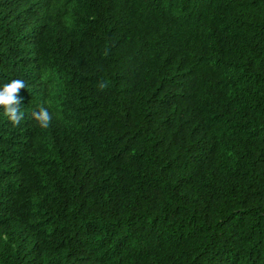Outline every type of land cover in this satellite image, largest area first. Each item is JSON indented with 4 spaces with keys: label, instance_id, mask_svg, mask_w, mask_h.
Wrapping results in <instances>:
<instances>
[{
    "label": "trees",
    "instance_id": "1",
    "mask_svg": "<svg viewBox=\"0 0 264 264\" xmlns=\"http://www.w3.org/2000/svg\"><path fill=\"white\" fill-rule=\"evenodd\" d=\"M17 78L0 264H264V0H0Z\"/></svg>",
    "mask_w": 264,
    "mask_h": 264
},
{
    "label": "clouds",
    "instance_id": "2",
    "mask_svg": "<svg viewBox=\"0 0 264 264\" xmlns=\"http://www.w3.org/2000/svg\"><path fill=\"white\" fill-rule=\"evenodd\" d=\"M26 82L23 79H13L0 86V108L13 126H19L24 118L21 111V100L19 92L26 88ZM108 83L101 81L98 83V89L103 91L108 88ZM32 119L42 128L47 129L53 119L52 113L47 107L41 106L38 111L32 113Z\"/></svg>",
    "mask_w": 264,
    "mask_h": 264
}]
</instances>
